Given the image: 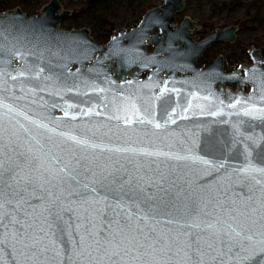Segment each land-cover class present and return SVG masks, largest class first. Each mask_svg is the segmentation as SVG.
Returning a JSON list of instances; mask_svg holds the SVG:
<instances>
[{
	"label": "snow or ice",
	"instance_id": "snow-or-ice-1",
	"mask_svg": "<svg viewBox=\"0 0 264 264\" xmlns=\"http://www.w3.org/2000/svg\"><path fill=\"white\" fill-rule=\"evenodd\" d=\"M7 39L0 30V93L15 87L5 77L26 75L6 71L8 56H24L15 45L6 49ZM27 91L35 95L36 88ZM242 103L236 99L227 107ZM73 107L66 104L64 115ZM96 107L81 109V115ZM0 109V264H264V156L254 162L248 144L240 153L243 162L229 168L227 159L197 154L194 139L191 146L182 140L181 151H172V143L164 151L160 145L167 138L148 130L133 139L121 123L161 129L176 121L169 115L161 124L129 96L111 103L107 119L117 121L116 131L100 122L84 125L79 134L57 132L44 122L47 116L33 119L2 98ZM242 112L264 118V107ZM141 157L189 162L184 166L195 178L177 174L175 165L162 170L161 163H141ZM203 177L212 179L199 183Z\"/></svg>",
	"mask_w": 264,
	"mask_h": 264
},
{
	"label": "water",
	"instance_id": "water-1",
	"mask_svg": "<svg viewBox=\"0 0 264 264\" xmlns=\"http://www.w3.org/2000/svg\"><path fill=\"white\" fill-rule=\"evenodd\" d=\"M160 1V5L144 12L137 27L129 30L117 28L116 34L110 37L106 45L95 42L86 28L64 30L58 27L60 20L69 13V10L61 9L58 0L47 1L41 7L39 15H28L19 7L1 11L0 30L8 38L4 41L6 49L15 45L14 50L24 54L23 59L8 56L12 62L6 66V71L16 75L15 70L20 69L26 75L16 81L5 77L7 86L15 87L12 92L0 93V98L4 103L26 112L33 119L47 116L44 122L49 127L56 128L57 132L72 131L79 134L84 125L92 126L100 122L116 131L114 126L117 121L107 119L111 114L114 97H135L141 110L147 108L148 113H154L155 119L161 124L168 120L169 115L176 122H169L161 129L139 124L126 127L121 123V130H125L133 139L136 138V133L144 130L155 132L159 137L167 138L160 145L164 151L170 150L168 143L174 145L172 151H181L182 140L191 146V140L194 139L197 145L194 150L197 154L213 161L227 159L229 168L238 167L243 162L240 153L244 150V144H248L252 147L254 162H258L259 157L264 156V141L260 139L264 137V118L245 116L242 108L251 105L264 107V69L260 66L261 63L264 64V59L256 50H252L250 53L253 65L242 66L244 76L238 74V70L232 74L225 73L221 57L214 60L209 68H199L196 60L210 42L218 39L234 40L237 27L232 25L216 29L210 36L195 42L190 37L189 30V27L196 28L195 22L188 16L181 25H177L176 30L171 27L174 14L184 7L186 0ZM154 29L157 32L152 36L151 42L156 44V48L154 53L148 54L145 43ZM72 65L76 67L70 69ZM111 66L114 67L113 72L109 70ZM138 66L140 72L149 70L145 78L139 77ZM37 73L38 78H34ZM46 77L52 79L46 80ZM230 82L236 83L235 91L225 85ZM245 84L249 86L246 93ZM45 85H49L47 90L40 91ZM21 87L24 91H21ZM30 87L36 88L35 95L28 93ZM69 88L72 91H68ZM101 88L104 89L103 92L95 90ZM164 88L167 91L161 92ZM57 91L59 95L53 94ZM236 99L246 103L237 105L235 109L227 107ZM220 101L224 102L223 106ZM189 103L192 107L185 111ZM53 104L57 107L53 108ZM66 104L75 106L68 109L67 116L64 115ZM94 105L98 107L92 114L81 115V109ZM104 105L109 107L105 108ZM214 111L220 114H208ZM96 112L101 115H96ZM19 119L27 124L23 117ZM247 137H252L258 144L253 146ZM105 140L107 142V138ZM234 140L242 142L234 143ZM235 156L239 158L232 159ZM140 161L161 163L162 170H167L164 164L175 165L177 174L187 172L188 178H195V173L189 172L184 166L189 163L186 161L167 160L164 157H141ZM155 163L152 164L153 168ZM211 179L212 177H203L199 179V183Z\"/></svg>",
	"mask_w": 264,
	"mask_h": 264
},
{
	"label": "rangeland",
	"instance_id": "rangeland-1",
	"mask_svg": "<svg viewBox=\"0 0 264 264\" xmlns=\"http://www.w3.org/2000/svg\"><path fill=\"white\" fill-rule=\"evenodd\" d=\"M47 1L0 0V12L19 7L28 15H39ZM59 3L70 12L58 24L59 27L83 26L96 42L102 43L115 33L116 28L137 26L144 12L160 5L161 1L59 0ZM187 15L199 25V30L192 32L195 41L209 35L215 28L232 24L238 27L236 40L227 46L213 43L197 61L199 67H204L217 54H224L226 69H234L240 63L249 62L246 50L250 47L258 48L264 55V0H186L175 20L178 22Z\"/></svg>",
	"mask_w": 264,
	"mask_h": 264
},
{
	"label": "flooded vegetation",
	"instance_id": "flooded-vegetation-1",
	"mask_svg": "<svg viewBox=\"0 0 264 264\" xmlns=\"http://www.w3.org/2000/svg\"><path fill=\"white\" fill-rule=\"evenodd\" d=\"M49 1V0H48ZM91 1V0H90ZM95 1V0H94ZM58 2H59V0H58ZM93 2V1H92ZM186 2V1H185ZM185 2H184V6H185ZM161 3H162V1H161ZM60 4V3H59ZM158 6V5H157ZM60 7H61V4H60ZM154 7V6H153ZM184 8V7H183ZM182 8V9H183ZM61 9H63L62 7H61ZM151 9V8H150ZM181 9V10H182ZM66 10V9H65ZM68 10V9H67ZM149 10V9H148ZM181 10H178V11H176V13L177 12H180ZM147 11V10H146ZM70 13V12H69ZM68 13V14H69ZM176 13L174 14V23H171V27L174 29V30H176V27H177V25H181L183 22V19L185 18V17H187V16H184L180 21H176L175 20V15H176ZM67 14V15H68ZM144 15V14H143ZM66 17V16H65ZM193 22H195L190 16H188ZM64 18V17H63ZM62 18V19H63ZM61 19V20H62ZM142 19V18H141ZM140 19V20H141ZM61 20H60V22H61ZM139 20V21H140ZM139 21H138V23H139ZM59 22V23H60ZM58 23V24H59ZM58 24H57V26H58ZM139 25V24H138ZM137 25V26H138ZM232 25H235V24H232ZM232 25H230V26H232ZM134 26H136V25H134ZM133 26V27H134ZM136 26V27H137ZM195 26H196V28L194 29V28H192V27H189V30H190V33H191V35H190V37L193 39V33L192 32H196V31H198L199 30V25H198V23L197 22H195ZM236 26V25H235ZM59 27V26H58ZM225 27H228V26H225ZM237 27V26H236ZM61 28V27H60ZM79 28H85V27H83V26H81V27H79ZM79 28H68V29H79ZM119 28H122V27H119ZM124 28V27H123ZM130 28H132V27H129V28H124V29H126V30H129ZM221 28H224V27H221ZM221 28H215L210 34H213L214 33V31L216 30V29H221ZM62 29H64V28H62ZM68 29H64V30H68ZM87 29V28H86ZM117 29V28H116ZM115 29V30H116ZM237 30H238V27H237ZM236 30V32H235V39L234 40H232V41H228V40H224V39H221V40H213V41H211L210 42V45L200 54V57H202L203 56V54L210 48V46L213 44V43H223L224 44V46H227L228 44H232V42H234L235 40H236V37H237V31ZM87 31H88V29H87ZM157 32V30L156 29H154L153 31H152V33L150 34L151 36L146 40V43H145V51L148 53V54H152V53H154V51H155V48H156V44H154V43H152L151 42V39H152V36L155 34ZM88 34H89V36L90 37H92L91 35H90V32L88 31ZM113 34H116V31H115V33H113ZM113 34H111L110 36H109V38L107 39V40H105L104 42H102V43H99V42H97V43H99V44H103V45H106V43H107V41L110 39V37L113 35ZM210 34L209 35H207V36H205V37H203L202 39H204V38H206V37H208V36H210ZM93 39V38H92ZM202 39H199V40H202ZM94 40V39H93ZM194 40V39H193ZM95 41V40H94ZM179 41V39H177V42ZM195 41V40H194ZM96 42V41H95ZM125 42V41H124ZM123 42V43H124ZM195 42H199V41H195ZM149 47H151V48H149ZM182 47H184V46H182ZM252 50H256L258 53H259V56L262 58V59H264V55H263V53L258 49V48H254V47H250V48H248L247 50H246V53H247V55H248V58H249V62L248 63H244V64H242V63H240V64H238L234 69H226V65H225V60H226V56L224 55V54H217L214 58H212L211 59V61L210 62H208L204 67H199L198 65H197V61L200 59V57L196 60V66H198L199 68H202V69H206V68H209L210 66H211V64L214 62V60H216L218 57H221L222 58V65H223V71L225 72V73H229V74H232V73H234V71H237L238 70V74H240V75H242V76H244V71H243V69H242V66L243 65H253V58H252V55H251V51ZM108 62V61H107ZM106 62V63H107ZM260 66H261V68H263L264 69V64L263 63H261L260 64ZM76 67V65H72V66H70V69H73V68H75ZM137 68V67H136ZM135 68V69H136ZM110 71H114V67L113 66H111L110 67V69H109ZM138 72H139V77L140 78H145V76H147L148 74H149V70H145V72H140V67L138 66ZM116 78L118 79V80H120L119 79V77L116 75ZM225 85H227L228 87H231V89L233 90V91H235V89L237 88L236 87V83L235 82H230V83H225ZM247 87V88H246ZM246 88V89H245ZM249 90V86H247L246 84L244 85V92L246 93L247 91Z\"/></svg>",
	"mask_w": 264,
	"mask_h": 264
}]
</instances>
